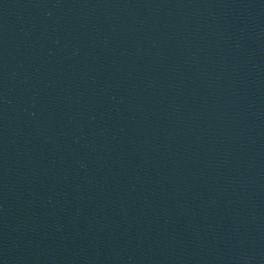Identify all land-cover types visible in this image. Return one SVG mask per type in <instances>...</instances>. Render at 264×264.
Listing matches in <instances>:
<instances>
[{
    "label": "water",
    "instance_id": "obj_1",
    "mask_svg": "<svg viewBox=\"0 0 264 264\" xmlns=\"http://www.w3.org/2000/svg\"><path fill=\"white\" fill-rule=\"evenodd\" d=\"M0 264H264V0H0Z\"/></svg>",
    "mask_w": 264,
    "mask_h": 264
}]
</instances>
